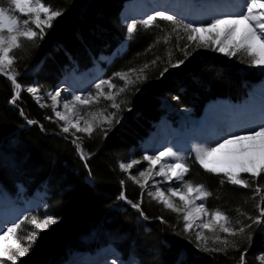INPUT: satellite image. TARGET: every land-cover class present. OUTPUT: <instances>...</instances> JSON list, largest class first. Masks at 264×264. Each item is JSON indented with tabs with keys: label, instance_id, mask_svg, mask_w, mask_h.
<instances>
[{
	"label": "trees",
	"instance_id": "trees-1",
	"mask_svg": "<svg viewBox=\"0 0 264 264\" xmlns=\"http://www.w3.org/2000/svg\"><path fill=\"white\" fill-rule=\"evenodd\" d=\"M123 1L48 0L54 7L63 9V15L42 40L25 41L24 48L15 51L16 72L42 59L33 76L38 86L48 88L54 85L62 68L74 65L88 68L99 55H110L125 36L118 16ZM163 25L161 20H155L153 26L146 29L136 26L126 49L105 66V78H113V73H128L130 68L136 69L128 73L135 77L144 64H149L144 70L147 81L121 94L120 99L128 103L122 105L118 113L119 125L114 123L103 131L97 129L91 138L77 133L76 136L82 138L79 142L84 153L90 155L84 161L71 143L74 138L71 132L63 133L55 118L46 119L53 117L47 108L38 107L22 90L19 97L27 104L25 113L18 114V110L9 105L13 85L0 75V184L10 192L17 183L28 193L44 189L48 213L59 218L50 231L40 232L39 239L29 254L20 258L19 264H58L74 251H91L103 244H112L124 256H135L139 264H241L242 254L244 264H264L262 231L258 224L246 218L259 215L257 204L264 207L261 200L264 176L247 189L226 181L221 185V177L203 170L192 157L186 161L190 171L185 179L202 183L212 192L206 201L210 210L219 207L233 220L241 219L252 225L247 230L251 240L236 237L237 247L229 248L226 253L197 249L193 234L184 232L182 215L165 208L148 194L142 197L143 216L129 205L114 208L122 191L128 201H141V188L126 176L119 163L127 158L130 150L136 153L138 141L149 133L154 122L169 116L162 100L170 101L174 107L192 108L199 114L210 98L238 99L245 94L246 81L239 74L243 64H233L238 57L229 62L209 48L192 51L183 65L169 68L161 77L160 73L168 67L169 52L173 62L184 58L177 49L176 34H172L167 44L163 42L165 34L170 32L165 33ZM157 38H160L159 43ZM185 43L186 39L180 40V47ZM157 57L160 60L152 65L151 61ZM33 76L21 77L18 82L29 83ZM113 79L123 86V81ZM25 119L35 123L23 127ZM243 178L252 182L247 174ZM257 184L262 189L260 193L254 191ZM240 212L245 215H239ZM41 214L36 215L42 219ZM29 224L24 223L19 230L22 240H26L29 231H34ZM205 235L210 236L207 232ZM208 243L212 246L210 239ZM181 249L188 254L184 261L177 262Z\"/></svg>",
	"mask_w": 264,
	"mask_h": 264
},
{
	"label": "snow or ice",
	"instance_id": "snow-or-ice-1",
	"mask_svg": "<svg viewBox=\"0 0 264 264\" xmlns=\"http://www.w3.org/2000/svg\"><path fill=\"white\" fill-rule=\"evenodd\" d=\"M63 11L61 8L54 7L48 0H0V74L6 75L12 82L13 98L10 103L16 102L22 90L17 80L18 73L14 68L17 59L14 55L15 51L23 49L25 41L34 43L37 39L42 40L47 30L52 28L54 22L63 15ZM157 17L172 25L171 31L165 34L163 42L167 44L172 34H176L177 49L184 56L183 59L173 62L172 53L169 52L168 67L160 73L161 77L169 68L183 65L192 55V51L201 47L211 48L230 57L243 52L249 58V66L264 70V0H238L234 11L221 13L211 18L210 23H185L174 14L156 11L143 21L145 27L153 26ZM127 30L128 39H131L136 31V22L129 23ZM181 31L183 36L180 35ZM182 39H186L187 43L180 47ZM156 42L159 43L160 38H157ZM151 47L152 45L149 46V50ZM158 60L160 57L151 61V64L155 65ZM148 67L149 64H144L140 74L135 77L128 74L136 72L134 68H130L128 73H113V78L123 81V86L115 83L113 78L99 79L93 84L94 94L92 92L74 94L71 99H68L59 88L54 92L46 93L51 100L50 106L55 121H62L61 131L71 132L75 137L72 143L76 146L82 160L87 157L82 143L79 142L82 138L76 136V133H82L91 138L97 129L103 131L105 125L111 127L114 123H119L118 113L122 105L128 103L126 99H120L121 94H125L129 88L135 87L138 83L146 82L147 75L144 74V70ZM26 90L33 94L38 103L40 102L41 89L37 86H28ZM136 91H139V88H136ZM101 99L110 102L108 106L96 107L95 111H90L94 106L100 105ZM48 106L41 104V107ZM61 106L63 111L58 110ZM109 108L115 111H109ZM46 119L52 120L53 117H46ZM28 123L33 124L35 121L29 120ZM104 135L107 133L104 132ZM227 136L226 139L221 137L222 142L217 141L214 147L209 146L200 151L197 161L206 172L215 175L223 174L227 183L245 189L250 188L257 178L264 176V124H261L258 129L249 130L245 135L228 133ZM221 153L225 154L226 159L218 158V154ZM142 160L148 162V168L138 173L142 180L129 174V178L141 188V201L137 203L128 201L131 207L141 211L142 216L144 215L141 210L142 197L148 188L149 181H153L154 177H162L165 181L177 182L179 186L168 187L167 193L170 195H166L164 190L156 186L159 182H154L152 187H155V192L148 191L147 194L158 203H162L165 208L177 214L182 213L185 233L191 232L193 228L198 229L195 237L197 249L205 252L226 253L229 248L237 247L236 237L251 240V233L247 231L252 227L251 224H245L241 219L233 220L219 207L210 210L206 206V201L212 196V192L202 183L185 179L190 167L171 146L165 147L154 155L144 154ZM139 163L141 160L134 159L128 163H120L119 167L122 171L128 172ZM244 174L252 178L251 183L243 178ZM224 183L225 181L221 180V185ZM121 185L123 187V180ZM254 191L260 193L262 189L257 184ZM173 198L178 199L182 206L178 207ZM119 199L127 200L123 191ZM261 200L264 201V196ZM196 201L201 203L197 204ZM257 208L258 216L246 218L253 224H264V207L257 204ZM239 215L245 214L240 212ZM58 221L59 218L54 214L45 213L43 219L37 215H32L30 218L24 215L18 221L6 225L0 224V264L5 262L19 264L20 258L27 256L36 240L39 239L40 232L47 231ZM25 222L30 223L35 229L29 231L25 237L27 246H25V240L19 236V230ZM205 232L210 236H206ZM209 239L212 246H209ZM240 259L241 264H244L243 254ZM112 264H120V262L113 260ZM132 264H135L134 260Z\"/></svg>",
	"mask_w": 264,
	"mask_h": 264
},
{
	"label": "rangeland",
	"instance_id": "rangeland-1",
	"mask_svg": "<svg viewBox=\"0 0 264 264\" xmlns=\"http://www.w3.org/2000/svg\"><path fill=\"white\" fill-rule=\"evenodd\" d=\"M141 1H145V0H140L135 5L136 6L139 5L141 3ZM124 9H125V7H124ZM124 9L121 12L120 20H121V23L125 26V28H126L125 30L126 31H125L124 39L121 40L122 41L121 42V45L119 46V48L117 50L118 52L123 51L124 48L126 47L127 43H129L130 40H131V39H128V35L129 34H128V30H127V25L129 23H132L133 21H135L136 24L139 23L137 21H140V23L143 24L142 26H145L144 23H143V21L146 20L149 15H153L155 13V12L152 11V12H150L147 15H142L143 17H139V16L125 17V15H124ZM176 12H179V11H176ZM168 13L169 14H174V13H170V12H168ZM174 15H176L178 19H182L185 23L192 22L188 18L185 19V17L179 16L177 14H174ZM22 18H26V17H22ZM157 19L161 20L158 17H157ZM161 21L164 24L163 25L164 26L163 31H165V33L168 32V31H171L172 25L168 21H164V20H161ZM142 28L146 29V27H142ZM180 33L182 34L183 32L181 31ZM209 50L211 52H214L216 54H219L222 57H225L226 59L228 58L229 59V62L231 61V59L233 57H236L237 56L238 59L235 60V62L233 64L234 65L243 64L241 66L244 67V68L243 69H239L241 71L240 72L241 75H247L248 77H252V75L259 74V72L261 71V70L258 69V67L249 66V62H248L249 61V58L246 55L241 56L240 54H238L236 56L230 57V56L224 55V54H222V53H220L218 51H213L211 48H209ZM102 60H103V58H102ZM41 61H42V59L40 61H38V62H35V63L29 65L22 72H19L18 75H17V80L18 79H21V77L24 78V77H26L28 75L33 76L39 70V68L41 66V63H42ZM231 62H233V61H231ZM229 64H231V63H229ZM0 75H2L3 77H5V78L8 79V77L6 75H4V74H0ZM59 76H60V74H59ZM104 76H103V67L99 63H95L94 67H92V68H90L88 70H79L77 68H76V70H71L70 68H67V69L63 70L62 71V77L60 78L61 80L57 78L58 80L56 79V82L54 83V85L52 84V86H50L48 88H43L42 86L41 87L38 86V84H36V78H34V76L31 78L32 80L29 83H27V82L23 83L22 82L21 83V86H22V91H24V93L27 96H30L32 98V100L35 102V104L38 107H40L42 109H44V108L46 109L47 108L50 111V113L53 116V118H55L54 117V114H53V111H52V108L50 106L51 105V100L47 97L46 93H48V92H54L55 89L59 88V86H60L59 89L63 90V94L68 99H71L72 95H74V94H86L88 92H92L94 94L95 93V89L93 88V84L97 80H99V79H105V78H103ZM109 78H106V79H109ZM65 80H66V83H65ZM9 81L11 82V80H9ZM256 84H257L256 82L255 83L254 82H250L248 91L250 89H253V87L255 88L256 87ZM28 86H37L39 89H41V92H40L41 100H40L39 103L37 102V100L33 96V94H30V93L27 92L26 89H27ZM105 91H107L106 88H105ZM10 101H9V105H11L16 110H18V114L19 113H25L24 112V109L27 107V104L20 97L16 100V102L14 104L13 103H10ZM162 101H163V104L168 107V110L170 112H173V115L176 116V117H175L174 125H171V127L166 128V126H168L169 124L166 123V122H164V121H161L160 123H158L157 125H155L156 131H157V126L158 127L160 126L161 127V130L163 128L165 131L163 133H160V135L161 136L164 135V136H162L164 138L166 135L169 134L168 130H174L175 131V129H177L178 126L175 127V125H179L180 122H181V125H184V130H183L184 133L182 135L176 136V133L174 131H172V133H175V136H172L173 138H170L169 139L168 144H167V147L168 146L173 147L177 143L183 141L185 138H187L189 136L190 130L198 125V123L196 122L195 125H192L191 126V124L194 122L192 119L198 120V117H194L192 115L191 110L182 109V108H176V107L172 106L171 103H170V101H168V100H162ZM215 101H217V102H224V101H222V99H219V100L211 101L209 103H212V102H215ZM217 102H215V103H217ZM248 102H249V100L247 101V103ZM107 103H110V102L104 101L103 99H101L100 105L94 106L92 109H90V111H95L96 110V107H103V105H105ZM41 104H47L49 106L48 107H41ZM58 110L63 111L62 106L60 108H58ZM110 110L111 109L109 108V111ZM25 120H27V119H25ZM123 120H124V118L121 119V121H123ZM28 121L29 120L25 121V123H27V124L25 126H23V127H29V126L32 125V124H29ZM58 122H59V125L60 126L63 125V122L62 121H58ZM81 123H82V121H81ZM119 124H120V121H119V123H117V125H119ZM106 128H108L107 125L104 126V129H106ZM155 129H154L153 132H150L149 135L143 141H141V143L139 145V149H138V151H136V153L134 152V150H130L127 158L124 161L120 162V163H128V162H130L131 160H134V159L135 160H141V163H139L137 165H134V167L132 169H130L128 172H125L124 171V173L126 174V176L128 178H129V174H131L133 176H136L137 179H141L142 180V178L139 177V174L138 173H139V171H142V170L148 168V162L147 161H143L142 160V157H143L144 154H149V150H148L147 146H148V143H149V140L151 139V137H153L154 134L156 136L159 135V132L157 133L155 131ZM71 131L74 132L75 130H71ZM76 135H77V133H76ZM58 137H60V136H58ZM60 138H64V137H60ZM74 138L71 139V143H72V141H73ZM151 143H154V142L151 141L150 144ZM72 145H74V144L72 143ZM75 150L77 152V149L76 148H75ZM187 152H191V150H189V149H183V151L179 152L180 157L181 158H184L185 157V153H187ZM84 154L87 157V159L90 157V155H88L86 153H84ZM84 160H86V159H84ZM84 160H82V161H84ZM120 163H119V165H120ZM157 170H158V167H157ZM244 175H246V174H244ZM217 176L218 177H221L222 180L226 181V178L223 176V174H219ZM130 180L132 181V179H130ZM164 181L165 180L162 177H154V180L153 181H149L148 188H147V190L144 191V193L147 194L148 191L155 192V190H156L155 187H152V184L154 182H159L156 186L159 187V188H161L162 190H164L166 195H170V194L167 193V188L168 187H177V186H179L178 183L175 182V181H172V182L167 181V182H170L171 183L170 185H165V183H163ZM136 185H138V184H136ZM12 194L13 195H11V194L9 195V193L6 190H3L1 188V186H0V204L2 203V205H0V212L1 213H7V211H11V212H9L10 215H13L14 214V215H17V217H18L14 221H18V219L21 216H24V215H27L30 218L32 215H36V213L38 212V210L40 208H42V212H43L42 215L43 216L46 213L45 212V203H44V195H45L44 193L39 192V191H36L33 194L32 197H27L26 196V193H25V190L23 189V187L20 184L17 183V184H15V191ZM263 196H264V194H263ZM173 200L177 204L178 207H181L182 206L181 203H180V201L178 199L173 198ZM196 203L199 204V203H201V201H196ZM124 205H130L131 206V204H127V201L126 200L118 199V203H117V205H115L114 208L119 209V208H122ZM181 215H182V213H181ZM14 221L7 220V221H4L3 224L6 225L7 222L10 223V222H14ZM183 224H184V221H183ZM30 226H31L32 230H35L32 225H30ZM258 229L262 231V236L264 237V224H258ZM197 230L198 229L193 228V230L191 232H189V234H193L194 239L196 237V231ZM48 231H50V228L47 231H44L43 233L48 232ZM25 241L27 242V240H25ZM195 241H196V239H195ZM25 246H27V243H25ZM106 249L110 253H108L107 251H105V254L104 253H99V254H102L99 257V260H102V263H104L105 260H108L107 263L108 264H112L113 260H117V261L120 262V264H132V262L134 260L133 258H130L128 260H123L122 257H120L121 259L120 258L115 259L114 257H111V256H113V255L115 256V255H117V253H115V251H113L111 249V247H108ZM99 252H102V251H99ZM179 253H180V254H178L179 255V257H178L179 260L180 261L181 260L184 261L186 259L188 253L185 252L182 249L179 251ZM99 254L91 255V256L88 255V256H90L89 258H93V257H95V256H97ZM104 255H105V259L104 260L103 259H100L101 257H104ZM76 256H78V255H76ZM134 261H135V264H138V261H136V260H134ZM212 264H214V263H212Z\"/></svg>",
	"mask_w": 264,
	"mask_h": 264
},
{
	"label": "bare ground",
	"instance_id": "bare-ground-1",
	"mask_svg": "<svg viewBox=\"0 0 264 264\" xmlns=\"http://www.w3.org/2000/svg\"><path fill=\"white\" fill-rule=\"evenodd\" d=\"M134 1L137 4L140 0ZM237 4L238 0H145L141 1L137 6L134 5L133 8L126 7L124 15L125 17H143L142 15H147L152 11L163 10L164 6L167 5L166 11H179V14L183 17L190 19L193 23L200 24L210 23L211 18L221 13L234 11ZM258 69L261 70L259 74H256L259 81L248 98L243 102L246 104L249 100L246 105L232 108L234 103L229 98L224 97L220 98L224 102L215 101L217 103H207L203 114L199 116L200 118L198 120L192 119L194 122L191 126L195 125L196 122L198 125L190 130L187 138L173 146V150L179 152L184 148H189L197 160V155L200 151L209 146L214 147L217 141L222 142L221 137L228 138V133L245 135L249 130L258 129L261 124H264V70ZM183 130L184 125H181L180 122L175 131L168 130L169 134L162 138L160 133H163L165 130L163 128L161 130L160 126L157 127V131L156 129L155 131L159 132V135L156 136L154 134L149 140L147 146L149 150L148 155H154L156 152L162 151L167 147L169 139L173 138L172 136H175V133L176 136L182 135L184 133ZM172 131L175 133H172ZM151 141L154 143L150 144ZM218 158L224 160L226 156L221 153L218 154ZM170 182L164 181L163 183L170 185ZM9 212L11 211H7V213L0 212V224H3L4 221H14L18 218L17 215H10ZM101 255H97L96 258L84 259L83 263L82 259H80V261L73 264H108V260H105L104 263H102V260H99ZM100 259L104 260L105 257H101Z\"/></svg>",
	"mask_w": 264,
	"mask_h": 264
}]
</instances>
